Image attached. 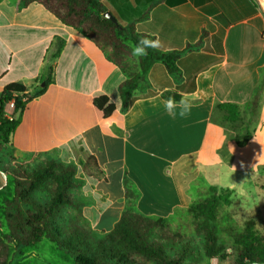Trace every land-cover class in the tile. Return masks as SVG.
<instances>
[{
	"label": "crops",
	"instance_id": "0c3cea01",
	"mask_svg": "<svg viewBox=\"0 0 264 264\" xmlns=\"http://www.w3.org/2000/svg\"><path fill=\"white\" fill-rule=\"evenodd\" d=\"M103 1L124 22L140 20L137 31L158 40L160 53L191 48L178 63L183 79L178 81L159 60L124 112L120 88L128 75L106 50L41 4L0 0V94L13 83L33 94L48 82L11 138L14 157L75 164L95 157L105 178L85 179V215L94 230L109 233L128 206L126 174L141 194L138 211L173 221L198 200L200 187L188 170L241 175L264 158V0ZM166 92L185 99L190 114L179 117V108L175 117L169 113L163 104ZM101 96L116 105L110 118L94 105ZM225 103L238 104L243 120L249 111L257 121L261 112L245 147L229 141L228 131L214 121L217 106ZM225 147V153L241 159L238 167L220 160ZM8 178L0 169V209Z\"/></svg>",
	"mask_w": 264,
	"mask_h": 264
},
{
	"label": "trees",
	"instance_id": "16d2710c",
	"mask_svg": "<svg viewBox=\"0 0 264 264\" xmlns=\"http://www.w3.org/2000/svg\"><path fill=\"white\" fill-rule=\"evenodd\" d=\"M26 6L32 3L43 5L64 25L81 29L98 47L108 52V58L118 66L128 79L120 88L124 112L129 109L130 100L145 85L152 67L162 60L168 72L183 79L179 60L188 50L160 53L149 48L148 54L140 58V70L132 72L128 61L133 57V46L141 38H154L137 31L134 20L130 24L115 14L103 0H22ZM110 12L118 25L105 18ZM64 44L56 54L58 57ZM45 88L29 93L22 83L8 85L0 94V169L14 180L15 196L3 204L8 223V238L17 248L33 247L48 239L74 264H202L206 260L225 259L229 248L234 251V264L264 262V236L254 222L243 227H220L223 209L231 205L234 191L210 188L206 198L196 201L190 207L193 215V233L185 235L172 228L166 218L149 217L138 211L140 191L129 178L124 177L128 206L121 220L109 233L94 230L85 215L86 200L83 188L86 178L95 182L105 178L95 157L87 161L64 163L59 159L44 157L35 161L16 160L11 138L21 123L28 104L42 96ZM173 98L179 102L180 95L166 92L165 100ZM14 103L12 117L6 109ZM95 107L105 118L116 111V105L107 96L97 97ZM224 114L228 123L243 122L241 107L225 103L216 108ZM248 132L243 139L237 137L236 144L245 147L252 140ZM221 231L229 239H224ZM7 258L1 264H11Z\"/></svg>",
	"mask_w": 264,
	"mask_h": 264
},
{
	"label": "rangeland",
	"instance_id": "374dc122",
	"mask_svg": "<svg viewBox=\"0 0 264 264\" xmlns=\"http://www.w3.org/2000/svg\"><path fill=\"white\" fill-rule=\"evenodd\" d=\"M128 66L132 72H138L140 70V58L133 56L129 59ZM8 109L14 112V108L9 107ZM248 113L250 112L245 113L246 118L243 122L231 124L225 121L223 115H220V112L216 110L214 121L228 131L229 141L236 142L237 137L243 139L248 132L254 136L259 127L261 112L257 113V121L254 120V116H248ZM225 150L226 147L220 151V160L230 167H238L242 162L241 159H235L233 154L225 153ZM256 155L253 154L254 157ZM249 169L247 173L239 175L240 171L237 170L222 173L218 169L206 171L202 168L197 170L194 167L188 170L190 175L188 178L195 179L199 184L200 192L197 201L208 196L211 186L234 191L231 205L225 207L221 213V228L228 226L243 227L247 222H254L256 230L264 236V158L257 161L255 166ZM177 177L180 181L184 179L180 172ZM184 182L186 183V180ZM8 185L4 199H11L12 195L10 194H15L14 180L11 177L8 178ZM190 207L184 210L178 218L171 221L172 228L185 235L193 233V215L190 213ZM8 233L9 227L2 207L0 209V264L7 258V253H9L11 264H74L68 255L48 239H44L40 244L33 247L17 248L16 243L11 242L8 238ZM221 235L224 239H229L225 232L221 231ZM234 262V251L229 248L225 259L206 260L202 264H234Z\"/></svg>",
	"mask_w": 264,
	"mask_h": 264
},
{
	"label": "clouds",
	"instance_id": "9594fccd",
	"mask_svg": "<svg viewBox=\"0 0 264 264\" xmlns=\"http://www.w3.org/2000/svg\"><path fill=\"white\" fill-rule=\"evenodd\" d=\"M159 47L158 40H152L148 38H141L138 43H136L132 48V55L134 57H144L148 54L147 50L149 48ZM164 108L171 113L174 117L177 115L175 109L179 108V117L184 118L191 112V105L185 100L181 99L179 102L175 101L173 98H169L163 101Z\"/></svg>",
	"mask_w": 264,
	"mask_h": 264
},
{
	"label": "water",
	"instance_id": "95a60500",
	"mask_svg": "<svg viewBox=\"0 0 264 264\" xmlns=\"http://www.w3.org/2000/svg\"><path fill=\"white\" fill-rule=\"evenodd\" d=\"M104 16H105V18L111 20L113 23H115L117 25L119 24L117 18L115 16H113V14H111L110 12L106 13ZM250 264H264V262H262V263L254 262V263H250Z\"/></svg>",
	"mask_w": 264,
	"mask_h": 264
},
{
	"label": "built area",
	"instance_id": "2783aa9c",
	"mask_svg": "<svg viewBox=\"0 0 264 264\" xmlns=\"http://www.w3.org/2000/svg\"><path fill=\"white\" fill-rule=\"evenodd\" d=\"M262 9H263V11H264V5H262ZM9 107L14 108V103H12L11 105H9Z\"/></svg>",
	"mask_w": 264,
	"mask_h": 264
}]
</instances>
